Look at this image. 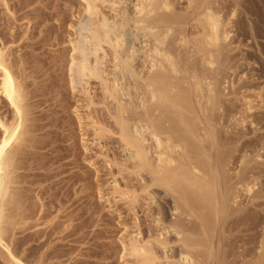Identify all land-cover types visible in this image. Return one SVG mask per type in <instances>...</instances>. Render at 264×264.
<instances>
[{
    "label": "bare ground",
    "instance_id": "obj_1",
    "mask_svg": "<svg viewBox=\"0 0 264 264\" xmlns=\"http://www.w3.org/2000/svg\"><path fill=\"white\" fill-rule=\"evenodd\" d=\"M0 1L8 8L7 0ZM182 1L185 6H180ZM83 2L93 27L83 42L72 40L75 54L69 58L68 72L73 75L70 81L76 76L83 83L89 107L96 93L91 94L89 81L98 79L99 102L111 118L107 123L91 115L89 125L91 140H100L96 144L105 152L112 191L133 214L136 231L122 240L123 254L134 257L136 264H264V86L247 85L261 79V74L250 72L255 62L264 70V0ZM25 33L15 31L9 39L0 40V97L6 111H12L9 121L0 114V247L11 264H64L68 250L61 248L62 240L77 231L66 230V224L62 229L65 226L55 218L41 227H36V221L50 210L51 204L44 208L48 202L40 201L48 190H53L47 194L58 203L68 202L75 175L64 171L74 160L51 167L64 153H53L59 140L37 137L42 125L36 122L35 111L26 117L27 95L33 96L24 76L27 52L15 51L14 46L24 43ZM107 56L108 70L101 67ZM243 65L250 71L238 75ZM248 90L256 93L261 104L246 97ZM112 134L117 135L120 161L106 152L110 149L102 140ZM36 144H48V151L36 156L31 149ZM30 160L48 165V172L33 175L56 177L51 186H45L48 181L45 187L24 185ZM234 166L239 169L232 171ZM71 203L54 204L65 220L76 214L74 208L68 210ZM139 211L144 214L139 216ZM143 216L150 217L154 229L144 223ZM23 242L29 254L38 251L34 260L20 254Z\"/></svg>",
    "mask_w": 264,
    "mask_h": 264
},
{
    "label": "rangeland",
    "instance_id": "obj_2",
    "mask_svg": "<svg viewBox=\"0 0 264 264\" xmlns=\"http://www.w3.org/2000/svg\"><path fill=\"white\" fill-rule=\"evenodd\" d=\"M17 1L19 2V4ZM7 3H8V8L4 7L2 2L0 3V40L2 41L4 39L5 40L9 39V37H11L10 35H12L13 32H15V31L26 32L24 36L27 37L24 41L22 40L24 42L23 44H21L22 42H15L14 43L15 51L19 50L18 52H20V53L27 52V54L25 56V57H27V64H25L26 69L24 71V73H25L24 76L26 78V81L29 83V86L26 89H30V90L32 89V91H33L32 92L33 96L30 97V94H28L27 98L29 97V100L33 103L28 101L29 103L26 105V108L28 109L27 111L29 112V113L27 112L28 114L26 115V117L29 118V116H32V113L35 111L34 113H36V114L33 113V116L34 117L36 116L35 117V118H37L36 122L41 123V125H42L41 126L42 129L40 128V130L42 132L40 130H38V132L36 131L37 137L44 139V140H49V138L52 136V137H56L57 141L59 140L58 141L59 143L56 142L58 145L55 147L56 151H53V153L54 154H56V152H58V154H61L62 152H64V153H62L61 158H59L61 160L53 163L51 165V167L56 166L60 162H65V161L67 162L68 159L70 161L72 159L75 161V162L72 161V164L68 163L66 167H68L69 169L65 167L66 169L64 171L66 174H68L71 171L70 173H73L75 175L74 179H73V183L70 184V186H69L70 190L68 188V190H69L68 191V195H69L68 202L69 203L66 201L61 203V204L58 203L57 200L53 196L48 195L49 194L48 192L50 191V190H48L46 192V194L41 196L42 198L40 201L45 202V203L48 202L44 206V208L46 206H48L49 204H51V205H49L50 210L48 209L49 211H47V216L44 219H39L36 221V222H38L37 224L39 225L38 226L36 224V227H41L43 222L45 223V222L49 221L48 223H50L51 220H53L55 218L56 220L54 219L53 221H59L60 220L59 221L60 224L62 226H65V227H62V229H66V225H67V228L70 227L74 231H77V233H74L72 236L67 237L69 240H67V238L62 240L63 242L65 241L66 243H70L71 245L66 244L65 242L63 243L61 241V243L65 244V245L63 247H61L62 245L58 246V248H60V247L61 248H64V247L67 248V250H68L67 251V256H68L67 261L70 264H72V261L75 264H78L79 260H80L79 264H81V263L82 264H84V263L85 264H87V263L88 264H136L135 258L134 257L132 258L131 256H128V255H124L123 249H121L122 248V246H121L122 240H126L129 237V235L135 233V231H136V229H135L136 227L134 225V220H133V216H132L133 214L128 209V206H126L125 200L122 201L121 198H118L119 196L115 195L117 193H114V191H112V187H111L112 186V184H111L112 183L111 182L112 176H110L112 174L109 172L110 170L106 166V163L103 159V157H104L103 154L105 152L103 151V148H100V146L98 144H96V143H99L100 140H93V141L91 140L93 138V129H92V127H90V125H91L90 123H92V120L94 119V117L96 118L99 116L102 120L104 119L103 121H105L107 123L111 122V118H108V115L106 114V109L103 107V104H101L99 102L102 99H101V92L99 91L100 90L99 89V83L97 84L98 79L91 78L90 79L91 81H89V83L91 84V89L93 88L91 90V94L93 95L92 92H96V93H94V97H93L95 100L94 104H91L90 105L91 107H89L86 105L87 101L85 98H87V97L85 96L84 92L82 91L83 83L80 82V79L76 78V76H74L75 77L74 81H70V78L73 75L70 77V75H69L70 71L68 72V70H69L68 66L70 64L69 58L71 55L75 54V52H73V50L71 49L72 48L71 43L74 40H77L79 42H83L84 41V35L89 34V29L91 27H93V26H90L91 25L90 20H89L90 16L88 15V13L84 12V7H83L84 2H83V0H40V1L39 0H33V1L32 0H11V1L7 0ZM21 3H22V5H20ZM185 3L186 2L182 1L180 6H185ZM104 10H107V9L104 8ZM6 11H7V13H6ZM8 11L14 12L15 14L14 13L10 14V12H8ZM42 11H43V13H42ZM35 14H37V15H35ZM13 15H14L15 19L12 17ZM16 17H17V19H16ZM7 22H9V23H7ZM14 22H15V24H14ZM189 27H190V25H189ZM191 29L195 30L194 28H191ZM196 33H195V35H196ZM103 45L107 50L109 49V48H107V46L105 44H103ZM31 48H33L34 50H32ZM89 57H90V59L93 58L92 55H89ZM108 59H109V56H107L106 60L103 61V64L101 65V67H104V68H102V69H106V68H107V70L110 69L111 63L108 62ZM249 59H246V60L249 62H252L254 60L253 58L252 59L249 58ZM31 60H33V61H31ZM254 68L255 69H251V71H250V69L245 68L243 65L241 70L238 71V75L242 74V72L248 73L249 71L250 72L253 71V73H256L258 75L261 74L260 75L261 79H259V81L255 80L256 82H248L247 85H249V84L250 85H257V87H260L262 85L264 86V80H263L264 79V75H263L264 70L260 69V66L258 64H256V62H255ZM17 75H18V77H17ZM19 76H20V74L17 73L16 77H17V79L19 78L18 81L23 82L24 81L23 78L21 76L20 77ZM233 77H234V75H233ZM260 80H262V81H260ZM90 84H89V87H90ZM36 88H39V89H36ZM38 91H40V92H38ZM253 92L254 91H249V90L247 92L245 91L246 97L250 98L251 100L253 99V102L256 105H258V102H259V104H261L260 101H258L259 98L255 95L256 93L254 92L255 93L254 94ZM32 97L33 98L36 97V98L32 99ZM0 100H2L1 97H0ZM3 102H4L3 100L0 101V108H1V105L4 104ZM261 102L263 103L262 105L264 106V98H263V101H261ZM34 103H36V104H34ZM263 106H262V108H263ZM4 107L5 106L2 105V108L0 109V111L1 112L3 111V112L0 114L1 115L3 114L2 116L5 119L7 118L6 120L9 121L12 117V114H11L12 111L11 110L6 111V107L5 108ZM87 107H88V109H87ZM36 108H37V110H36ZM89 108H90V110H89ZM4 109H5V112H4ZM262 110H264V108ZM4 113H5V116H4ZM7 113H10L11 116L6 115ZM89 113H90V115H87ZM94 113H96V114H94ZM91 115L93 116V119H92V117L90 118ZM46 116H47V118H46ZM57 116H58V118H57ZM262 116H264V114ZM29 122L27 120L26 123H29ZM44 131H48V133L46 134V133H44ZM38 134H39V136H38ZM63 137L65 139H63ZM105 137L106 138H104L102 140L106 141V143L110 149L109 151H106V152H108L110 154V156H113V155L115 157L117 156L116 158L120 161L122 156H121V153H119L120 152L119 148L117 147V145H118L117 135L112 134L110 136L107 135ZM66 138H67V140H66ZM83 139L84 140L87 139V140L84 141ZM61 141H63V142H61ZM82 141H84L85 143L87 142L86 148H84V146H86V145H84L85 143ZM96 141H98V142H96ZM90 142L92 143L91 145H90ZM82 144L84 146H82ZM88 145L90 146V148H88ZM41 147H43V148H41ZM48 147H49L48 144L43 145V146H40V144L39 145L36 144V146L34 148H36L37 150H35L34 148H31V149H32V151L34 150V153H36V156L37 155L39 156L40 154L48 151L47 150ZM58 148L60 149V151ZM43 149H45V150H43ZM117 149H118V151H117ZM83 151L87 154H85ZM76 153H78V154H76ZM64 156H66L65 159H64ZM84 156H86V157H84ZM63 160H65V161H63ZM86 160H87V162H86ZM89 160L90 161L92 160L91 161L92 163ZM79 161H81L82 163ZM29 162H30L31 167L30 168L26 167V170H28V172L30 173L27 176V178L28 177H30V178H28V179L25 178L24 179V181L26 180L25 184H24V181L22 184L30 185V186H35V185L38 186V184L40 183L41 186L42 185L44 186L45 183H47V181H48V183H47L48 185L46 184L45 186H51L52 185L51 180L53 178H56V177H51V180H50V178L47 179L46 177H44L42 175H39L40 177L38 175H33V173H40V172L45 173V171L48 172L49 171V169L47 170L48 165H42L40 163H39L40 164L39 165L37 161L32 162V160H30ZM90 163L93 164V166ZM35 164H36V166H35ZM34 167H36V168H34ZM113 167L115 168V166H113ZM116 167H118V166H116ZM85 168H86V170H84ZM238 169H239L238 166L237 167L234 166V169H232V171H237ZM33 170H34V172H33ZM66 170H67V172H66ZM88 170H89V173H88ZM84 171L86 174L84 173ZM31 173H32V175H31ZM126 173H127L126 171L122 172L123 175L125 174V176L128 177ZM76 174H78L79 176H77ZM86 176H88V178H86ZM33 177H34V179H33ZM80 177H82L83 179ZM116 177L119 178V176H116ZM31 179H33V181ZM37 179H39V180L37 181ZM31 181H32V183H31ZM73 184H74V186H73ZM88 184H89V186H88ZM54 187H57V185H54ZM72 188H74V189H72ZM51 192H53V190H51L50 193ZM112 192L114 195L112 194ZM85 195L87 196V199H85L86 198ZM44 196H46V197H44ZM48 198H49V200H48ZM53 198H54L55 202H54ZM106 198H107V200H106ZM119 199H121V200L119 201ZM35 200L37 203L40 202L37 199H35ZM35 200H34V202H35ZM42 200H44V201H42ZM51 200H53V201H51ZM49 202H51V203H49ZM70 203H71V205H70V207H68V210H69V208L70 209L74 208V210H75L74 213H76L77 215L75 214L73 216H75L76 219L72 216V217H69L68 220L67 219L65 220V218L61 217V214H62L61 208L58 206H60V205L62 206V204H64L66 206ZM54 204H57L58 206L54 205ZM76 204H77V207H76ZM83 205H84V207H83ZM85 205H87L89 208H87ZM76 209H78V210H76ZM84 209H86V210H84ZM80 210H81V213H79ZM6 211L7 210H5L4 212H6ZM85 212H87V213L85 214ZM143 214L144 213L141 214V211L138 212L139 216L143 215ZM57 215H58L59 219L57 218ZM83 217H85V218H83ZM142 218L144 219V223L146 225H149L152 229H154V226L150 223V217L145 218V216H143ZM31 220H33V219H31ZM68 221H70V222L68 223ZM77 221L82 222V223L76 224V223H78ZM62 222H63V224H62ZM83 222H85V223H83ZM88 223L91 225H89ZM61 225H59L60 228H58L60 230H61ZM77 227H79V228H77ZM66 230H69V228ZM87 230H88V232H87ZM80 232H82L83 234H80ZM93 232H94V235H93ZM91 235L93 236L92 238H91ZM6 236L7 237H5V241L10 247L11 246V244L9 243L10 242V236H9V234H7ZM75 237H76V240H75ZM123 237H124V239H123ZM80 239L84 243H82ZM90 242L92 245L90 244ZM92 242H94V243H92ZM20 245H23L24 247L19 246V249H20L19 252L24 257L26 255L25 258L28 261L34 260L35 256L38 255L37 250H35L36 252L34 253V255L29 254L30 251L27 249L26 243L23 242ZM84 246L86 248H84ZM89 247H91V248H89ZM91 249L93 251H91ZM82 252H84V253H82ZM86 252H88V253H86ZM25 253H27L28 255ZM78 253H79V255H78ZM158 253H160V251H158ZM5 254H6L5 250L1 249V247H0V264H11L10 260L7 259L8 257H7V255L5 256ZM121 254H122V256H121ZM29 255H30V257H29ZM67 256L65 258H67ZM69 256L73 259L72 260H71V258L69 259ZM78 257H79V259H78ZM30 258H33V259H30ZM89 260L91 262H89ZM67 261L64 264H67L68 263ZM82 261H84V262H82ZM134 261H135V263H134ZM137 264H140V262H137Z\"/></svg>",
    "mask_w": 264,
    "mask_h": 264
}]
</instances>
